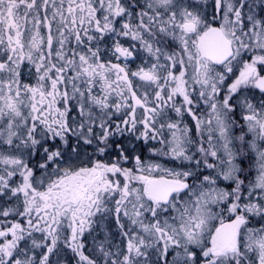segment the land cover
<instances>
[{
	"label": "snow or ice",
	"instance_id": "1",
	"mask_svg": "<svg viewBox=\"0 0 264 264\" xmlns=\"http://www.w3.org/2000/svg\"><path fill=\"white\" fill-rule=\"evenodd\" d=\"M0 264H264V0H0Z\"/></svg>",
	"mask_w": 264,
	"mask_h": 264
}]
</instances>
